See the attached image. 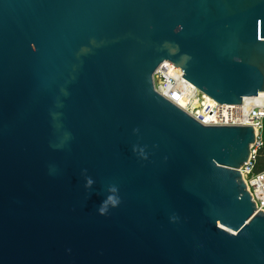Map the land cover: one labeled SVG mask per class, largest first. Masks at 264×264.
<instances>
[{"label":"water","instance_id":"water-1","mask_svg":"<svg viewBox=\"0 0 264 264\" xmlns=\"http://www.w3.org/2000/svg\"><path fill=\"white\" fill-rule=\"evenodd\" d=\"M164 61L264 103V0H0V264H264L254 129L162 96Z\"/></svg>","mask_w":264,"mask_h":264},{"label":"built area","instance_id":"built-area-1","mask_svg":"<svg viewBox=\"0 0 264 264\" xmlns=\"http://www.w3.org/2000/svg\"><path fill=\"white\" fill-rule=\"evenodd\" d=\"M170 66L171 63L164 61L153 74L154 88L162 96L202 124L253 127L254 142L250 145V155L239 170L256 210H264V169L254 170L256 153L264 142V103L220 104L211 98H205L194 85L186 84L181 71L172 74Z\"/></svg>","mask_w":264,"mask_h":264},{"label":"trees","instance_id":"trees-1","mask_svg":"<svg viewBox=\"0 0 264 264\" xmlns=\"http://www.w3.org/2000/svg\"><path fill=\"white\" fill-rule=\"evenodd\" d=\"M263 140H264V121H263ZM264 169V142L261 147H259L256 156H255V164L254 170L259 171Z\"/></svg>","mask_w":264,"mask_h":264},{"label":"bare ground","instance_id":"bare-ground-1","mask_svg":"<svg viewBox=\"0 0 264 264\" xmlns=\"http://www.w3.org/2000/svg\"><path fill=\"white\" fill-rule=\"evenodd\" d=\"M170 72H172V74H175V73H179L180 72V70L179 69H177L176 67H174L173 65L172 66H170V70H169ZM184 82L186 83V84H188V85H190V86H193L190 82H188L186 79H184ZM194 87V86H193ZM205 98H209V97H207L206 95H203Z\"/></svg>","mask_w":264,"mask_h":264}]
</instances>
